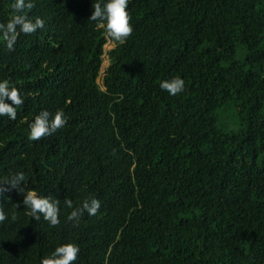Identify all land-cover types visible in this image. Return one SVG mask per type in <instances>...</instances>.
<instances>
[{"label": "trees", "instance_id": "obj_1", "mask_svg": "<svg viewBox=\"0 0 264 264\" xmlns=\"http://www.w3.org/2000/svg\"><path fill=\"white\" fill-rule=\"evenodd\" d=\"M12 2L0 0V23ZM91 5L33 0L25 11L44 26L14 50L0 40V77L24 101L0 116V177L23 171L61 208L52 226L15 189L0 197V264H39L67 241L74 264H264V0H129L123 41ZM174 75L185 89L170 96L159 82ZM230 105L238 131L218 124ZM57 108L66 125L30 140L28 122ZM88 196L97 213L68 220L64 199Z\"/></svg>", "mask_w": 264, "mask_h": 264}, {"label": "clouds", "instance_id": "obj_2", "mask_svg": "<svg viewBox=\"0 0 264 264\" xmlns=\"http://www.w3.org/2000/svg\"><path fill=\"white\" fill-rule=\"evenodd\" d=\"M129 0H92V12L90 19L101 25L107 37L114 41L125 40L133 31L130 23L131 17L128 11ZM33 7V0H13V9L10 18L0 23V40L9 50H14L18 35L31 34L44 26L45 21L39 16L31 17L25 11ZM159 88L166 91L168 95L175 96L185 89V80L180 75L163 78L159 82ZM23 96L8 78L0 77V116H7L15 120L17 106L23 103ZM68 121L63 108L54 111L42 109L27 124L28 138L38 141L40 138L50 136L58 129L63 128ZM25 173L21 170L11 171L7 176L0 177V197L6 192L15 189L22 193V204L24 209L36 221L41 218L49 225L60 223V202L59 199L45 195L36 189H29L24 186ZM100 200L95 196H88L79 204H73L71 199L65 198L63 206L70 209L67 219L77 222L86 212L93 216L100 208ZM18 208V205L15 204ZM11 219H16V212L10 214ZM9 218V214L0 208V222ZM80 251L79 244L74 241L59 243L47 255L40 258L39 264H74L78 259Z\"/></svg>", "mask_w": 264, "mask_h": 264}, {"label": "rangeland", "instance_id": "obj_3", "mask_svg": "<svg viewBox=\"0 0 264 264\" xmlns=\"http://www.w3.org/2000/svg\"><path fill=\"white\" fill-rule=\"evenodd\" d=\"M113 46H114V44L109 41L105 45V51L109 50ZM108 64H109L108 57H107V54H105L104 55V61L102 63V67H101L100 77L98 78V81L101 84L103 82L102 78L104 75L105 68L108 66ZM218 117H219V119H218L219 126L225 128L226 130L238 131L241 128L240 123L238 122V116H237L236 109L232 105L227 106V107L223 108L222 110H220Z\"/></svg>", "mask_w": 264, "mask_h": 264}]
</instances>
